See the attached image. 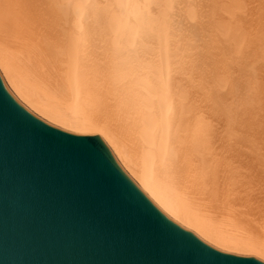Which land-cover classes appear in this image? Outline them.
<instances>
[{"label":"bare ground","instance_id":"obj_1","mask_svg":"<svg viewBox=\"0 0 264 264\" xmlns=\"http://www.w3.org/2000/svg\"><path fill=\"white\" fill-rule=\"evenodd\" d=\"M0 68L168 213L264 257V0H0Z\"/></svg>","mask_w":264,"mask_h":264},{"label":"water","instance_id":"obj_2","mask_svg":"<svg viewBox=\"0 0 264 264\" xmlns=\"http://www.w3.org/2000/svg\"><path fill=\"white\" fill-rule=\"evenodd\" d=\"M0 264H264L150 198L79 117L21 98L0 68Z\"/></svg>","mask_w":264,"mask_h":264},{"label":"rangeland","instance_id":"obj_3","mask_svg":"<svg viewBox=\"0 0 264 264\" xmlns=\"http://www.w3.org/2000/svg\"><path fill=\"white\" fill-rule=\"evenodd\" d=\"M211 209H212V207L210 208V210H211ZM210 210H208L209 212H208V214H207V215H209V214H212V213H213V216H215L216 214H218L217 210H214V209H213V210H211V211H210ZM214 212H215L216 214H215ZM219 215H220V214H218V217H219ZM209 218H212V215H209ZM213 220H216V219H215V218H213Z\"/></svg>","mask_w":264,"mask_h":264}]
</instances>
